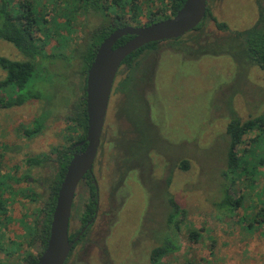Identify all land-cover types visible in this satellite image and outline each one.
Masks as SVG:
<instances>
[{"label": "rangeland", "instance_id": "1", "mask_svg": "<svg viewBox=\"0 0 264 264\" xmlns=\"http://www.w3.org/2000/svg\"><path fill=\"white\" fill-rule=\"evenodd\" d=\"M43 1L48 4L37 44L72 58L65 68L61 62L50 67L65 72L61 77L49 80L46 74L48 81L28 84L45 98L0 108V175L9 186L2 194L6 213H0V262L9 264H24L27 253H36L28 243L27 227L41 200L26 194L44 193L47 184L41 180L54 172L52 165L28 166L24 160L31 155L54 157L55 149L67 147L81 134L66 117L83 91L79 43L102 21L100 15L74 11L73 0ZM137 3L138 22L143 24L150 12L164 9L168 0ZM105 4L115 9L108 18H116L114 0ZM260 6L264 11V0H209L199 42L159 43L154 65L142 69L141 99L132 95L128 107L118 89L127 71L120 67L93 164L99 214L76 247V264H102V259L105 264H149V251L165 227L166 192L183 213L175 230L179 249L166 254L165 263L264 264V161L258 163L264 159V134L262 141L251 142L258 132H250L238 147L248 162L233 187L242 198L241 206L222 213L212 204L224 167L229 109L242 120L264 115V71L241 64L227 52L232 39L217 23L231 30L246 29L259 18ZM0 56L24 59L13 44L1 39ZM4 76L0 68V79ZM39 115H44L41 130L31 136L22 134L20 128L32 126ZM183 161L186 168L180 166ZM251 162L258 164L253 168ZM89 196L87 186L79 182L74 206L80 200L88 202ZM71 220L74 229L79 228L74 215ZM248 222H253L252 230L245 227Z\"/></svg>", "mask_w": 264, "mask_h": 264}, {"label": "trees", "instance_id": "2", "mask_svg": "<svg viewBox=\"0 0 264 264\" xmlns=\"http://www.w3.org/2000/svg\"><path fill=\"white\" fill-rule=\"evenodd\" d=\"M73 1L74 11L77 9L81 14L100 15L102 17L101 23L90 29L87 34H84L83 40L79 43V48L81 49L80 71L84 76L83 91L76 98L69 113L66 115L67 120L71 122V126L81 129V134L76 141L70 143L67 147L55 149L54 157L47 154L31 155L24 160L28 166L52 165L54 169L53 175L50 178H43L41 180L43 184H47L44 193L38 194L37 192H33L26 194L32 199L40 198L41 206L33 216L31 225L27 227L30 231L28 243L36 248V253H27L23 258L24 264H37L38 256L45 248L57 191L65 173L67 163L74 152L72 147L75 143L84 139L87 124L85 76L98 45L115 28L128 25L131 21L135 22L136 26H141L174 15L185 0H168V3L164 5V9L160 8L158 11L150 12L147 16V21L143 24L138 22L140 6L137 0H114V3H116V18L114 19L108 18V15L115 14V9L111 4L106 5L105 0ZM208 2L209 0H207L206 15L196 28L182 37L165 41L181 43L186 39H193L198 43L199 39L197 38H201L200 30L204 26L205 20L210 12ZM47 4L48 2L43 0H19L18 2H14V0H0V39L13 44L20 54L24 56L23 60H14L0 56V68L5 71L4 78L0 79V108L21 105L25 101L33 98H45L42 91L31 87L33 83L38 80L48 81L45 78L46 74H50L49 80H52L54 77H61L65 72L59 73L56 70L51 71L50 67L54 66L56 62H61L63 68L70 64L72 57L66 56L64 53L48 52L42 45L36 42V34L41 29L40 25L44 21L42 14L46 12L44 8ZM168 10V14L164 12ZM69 11L65 12V14H69ZM217 26L226 30L230 39H232L231 42L233 43H230L231 45L227 52L232 54L241 64L245 63L247 65L257 66L264 71V11L261 6L259 9V18L252 26L246 29L231 30L224 23H217ZM129 38L130 35L120 37L114 44V47L123 44ZM161 42L155 41L145 44L129 54L122 62L121 65H124L127 71L124 78L122 77L123 79L121 78L119 80L118 86H121L123 90L126 107L131 105L132 95L134 96L136 94L138 99H141V91L138 90V83L142 81V69L147 68L149 65H154L155 52ZM142 61H146L145 64ZM66 80L65 77V82ZM30 82H32L31 86L28 85ZM43 120L44 115L37 116L33 120L32 126H23L20 128L21 133L25 136H31L37 133L43 127ZM256 131L258 133L255 138H251V142L263 140L264 115L242 120L232 108L229 109L228 122L225 127L224 167L220 171L218 197L212 202L219 212L234 211L242 204L241 196L235 194L233 187L239 178L240 172L247 168L248 162L238 152V147L242 143L244 136ZM81 149L83 147L77 148V150ZM251 153L253 155L255 151H251ZM253 159L256 158L253 157ZM263 161V158L258 159V163L260 164ZM258 163L251 162V166L254 168ZM180 166L186 168V162L183 161ZM2 178H5V176L0 175V213L4 214L6 213V207L2 194L9 186H7L5 180L3 181ZM83 179L91 187V195H94V187L90 174L86 173ZM165 198V227L160 231L156 244L149 251V264H167L163 261V257L179 249L175 230L179 227L180 216L183 211L171 193L166 192ZM92 200L93 197H88V202L80 200L77 206H74L75 203L73 202V208L81 216H84L88 211L86 206L90 210L93 209ZM253 226V222L245 224V227L249 230H252ZM0 264L9 263L0 262Z\"/></svg>", "mask_w": 264, "mask_h": 264}, {"label": "water", "instance_id": "3", "mask_svg": "<svg viewBox=\"0 0 264 264\" xmlns=\"http://www.w3.org/2000/svg\"><path fill=\"white\" fill-rule=\"evenodd\" d=\"M206 12L207 0H185L174 15L148 25L115 28L98 45L85 79L86 133L83 140L74 144L83 149L73 152L67 163L57 191L48 239L37 264H64L69 255L73 242L68 238V225L76 188L84 175L92 171L112 87L124 59L150 42L184 36L199 25ZM125 35L130 38L114 47Z\"/></svg>", "mask_w": 264, "mask_h": 264}, {"label": "flooded vegetation", "instance_id": "4", "mask_svg": "<svg viewBox=\"0 0 264 264\" xmlns=\"http://www.w3.org/2000/svg\"><path fill=\"white\" fill-rule=\"evenodd\" d=\"M120 67H119V69H120ZM119 69H118V71H119ZM118 71H117V73H118ZM116 76H117V74H116ZM123 78H124V76H123ZM85 79H86V76H85ZM115 79H116V77H115ZM118 89H119L120 93L122 95H124V93L122 92L123 90H122L121 86H119ZM142 92H143V88H142ZM77 148H82V147H80V146L74 147V145H73L72 150L74 152L79 151V150H77ZM92 171H93V167H92ZM92 171L88 172V173L91 176V182H92L93 187H94V195H91L92 194L91 193V187L87 184L85 179L82 178L80 181V184L83 182L89 190V195H90L89 197H93V200H94V201L92 200L93 209L90 210L86 206V209H88V211L84 216H81L76 210H74L73 203H72L71 216H70L69 225H68V238L71 242H73V244H72L71 250H70L69 255H68L67 259L65 260L64 264H76V261L74 260V253L76 251V247L80 244V242H82V240H84L86 238L91 226L94 224V222L96 221V218L99 214V208H100L99 190H98V185H97L96 180L94 179V175H93ZM73 215H74V218H76L77 224L79 226V228H77V229H74L75 227L72 225L71 217ZM103 263L105 264V260L102 259V264Z\"/></svg>", "mask_w": 264, "mask_h": 264}]
</instances>
